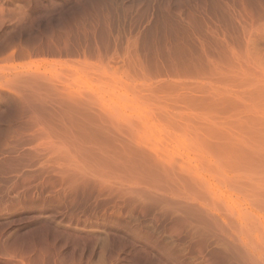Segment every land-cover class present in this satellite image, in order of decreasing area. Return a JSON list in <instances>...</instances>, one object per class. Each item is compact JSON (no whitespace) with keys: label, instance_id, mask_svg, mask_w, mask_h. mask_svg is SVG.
Segmentation results:
<instances>
[{"label":"rangeland","instance_id":"obj_1","mask_svg":"<svg viewBox=\"0 0 264 264\" xmlns=\"http://www.w3.org/2000/svg\"><path fill=\"white\" fill-rule=\"evenodd\" d=\"M0 264H264V0H0Z\"/></svg>","mask_w":264,"mask_h":264}]
</instances>
